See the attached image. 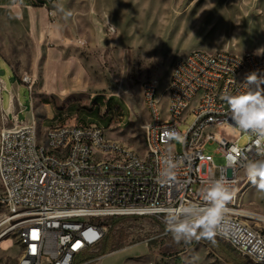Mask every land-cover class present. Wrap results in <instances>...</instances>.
<instances>
[{
	"label": "built area",
	"instance_id": "2783aa9c",
	"mask_svg": "<svg viewBox=\"0 0 264 264\" xmlns=\"http://www.w3.org/2000/svg\"><path fill=\"white\" fill-rule=\"evenodd\" d=\"M264 76V57L256 50L192 49L171 64L162 108L157 80L144 83L148 120L143 125L145 147L141 154L106 136L96 124L63 123L34 129V118L18 121L17 113L2 114L0 122V241L14 233L19 254L0 264H74L76 258L100 244L106 227L98 221L114 215L149 216L166 229L165 209L184 203L204 206L201 190L211 181H233L234 198L227 205L216 238L227 242L249 264H264V234L244 219L237 207L240 172L256 158L254 138L231 126L223 96L248 90L246 75ZM31 92L32 78H20ZM5 88L0 78V92ZM16 97L10 94V102ZM193 120L179 126L187 115ZM183 137L182 148H171V133ZM245 135L247 142L237 140ZM64 141L74 148L61 153ZM215 141L225 159L215 165L205 153ZM93 146L116 149L122 159L98 161ZM178 161L176 179H161L162 159ZM168 232V231H167Z\"/></svg>",
	"mask_w": 264,
	"mask_h": 264
},
{
	"label": "rangeland",
	"instance_id": "374dc122",
	"mask_svg": "<svg viewBox=\"0 0 264 264\" xmlns=\"http://www.w3.org/2000/svg\"><path fill=\"white\" fill-rule=\"evenodd\" d=\"M192 49L256 50L264 57V0H58L48 11L0 6V78L5 86L0 122L13 91L22 107L18 121L29 118L33 99L30 115L38 131L66 122L93 123L142 154L148 119L144 83L157 80L165 108L171 64ZM24 75L32 78L31 92L20 80ZM192 120L187 115L179 129ZM246 142L245 135L237 140L240 146ZM171 148L182 146L174 139ZM217 148V142L207 141L203 151L215 165H224ZM240 175L238 208L264 215V190L248 180L245 169ZM5 215L0 206V220ZM244 219L264 234L263 220ZM98 221L115 248L78 264H229L202 239L175 243L153 217ZM99 249L100 244L84 256ZM18 254L14 233L1 239V259L13 261Z\"/></svg>",
	"mask_w": 264,
	"mask_h": 264
},
{
	"label": "clouds",
	"instance_id": "9594fccd",
	"mask_svg": "<svg viewBox=\"0 0 264 264\" xmlns=\"http://www.w3.org/2000/svg\"><path fill=\"white\" fill-rule=\"evenodd\" d=\"M71 16V12L66 13ZM244 83L248 90L236 94L227 93L223 96L229 111L231 126L242 133L253 137L252 149L256 158L244 164L248 180L258 189L264 190V76L255 72L246 75ZM171 137L183 142V137L176 132ZM161 179L174 181L178 161L168 154L162 159ZM234 182L226 179L211 181L201 190L204 206L196 203H184L176 208L165 209V224L171 233L174 242L188 243L192 239H207L215 243V236L224 215L227 205L234 198Z\"/></svg>",
	"mask_w": 264,
	"mask_h": 264
},
{
	"label": "trees",
	"instance_id": "16d2710c",
	"mask_svg": "<svg viewBox=\"0 0 264 264\" xmlns=\"http://www.w3.org/2000/svg\"><path fill=\"white\" fill-rule=\"evenodd\" d=\"M112 100V98H109L108 101ZM126 216L121 215H114L111 216L113 223L118 222L120 219L124 218ZM215 239V243L207 240V239H202L204 240L206 243H208V245L214 250L216 251L220 256H222L229 264H249L247 262V260L239 255L227 242H225L224 240L220 239V238H214ZM113 248H115V245L111 243L110 241V236H109V231L108 233H105V235L103 236L101 242H100V249L96 252V253H92L88 256H84V254L78 256L74 262V264H78L82 261H84L87 258H95L97 256H102L105 255L106 253H108L110 250H112Z\"/></svg>",
	"mask_w": 264,
	"mask_h": 264
},
{
	"label": "crops",
	"instance_id": "0c3cea01",
	"mask_svg": "<svg viewBox=\"0 0 264 264\" xmlns=\"http://www.w3.org/2000/svg\"><path fill=\"white\" fill-rule=\"evenodd\" d=\"M57 2L58 0H0V6H5L13 10L20 9V10H33V11L34 10L48 11V10H52L53 7L57 4ZM10 94L15 96L13 91H11ZM21 110H22V107L15 100H13V102H9V105L6 109V111L9 113L11 112L18 113ZM32 111H33V99L31 101L30 114L32 113ZM30 114H29V118L31 117Z\"/></svg>",
	"mask_w": 264,
	"mask_h": 264
},
{
	"label": "bare ground",
	"instance_id": "6f19581e",
	"mask_svg": "<svg viewBox=\"0 0 264 264\" xmlns=\"http://www.w3.org/2000/svg\"><path fill=\"white\" fill-rule=\"evenodd\" d=\"M3 113L6 112V110H3ZM34 129H36L34 124ZM144 147H145V139H144ZM74 148V141H64L61 145V153H68L70 150ZM93 154H98V161L101 162H109V157H112V159H122V152H116V149H101L100 153V146H93ZM238 201V197H237ZM238 207V206H237ZM242 213L244 216L252 218V219H260L264 221V215H260L253 212H248L247 210H242Z\"/></svg>",
	"mask_w": 264,
	"mask_h": 264
}]
</instances>
